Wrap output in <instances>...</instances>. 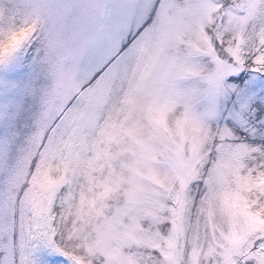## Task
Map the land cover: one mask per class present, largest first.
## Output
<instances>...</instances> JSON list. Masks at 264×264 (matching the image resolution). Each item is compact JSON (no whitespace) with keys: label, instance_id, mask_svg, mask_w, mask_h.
Returning <instances> with one entry per match:
<instances>
[{"label":"snow or ice","instance_id":"obj_1","mask_svg":"<svg viewBox=\"0 0 264 264\" xmlns=\"http://www.w3.org/2000/svg\"><path fill=\"white\" fill-rule=\"evenodd\" d=\"M0 264H264V0H0Z\"/></svg>","mask_w":264,"mask_h":264}]
</instances>
